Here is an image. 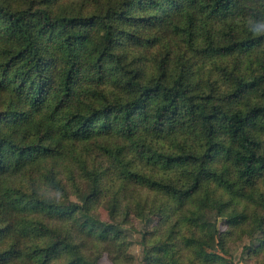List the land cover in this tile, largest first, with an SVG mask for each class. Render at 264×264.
Instances as JSON below:
<instances>
[{"label":"trees","instance_id":"trees-1","mask_svg":"<svg viewBox=\"0 0 264 264\" xmlns=\"http://www.w3.org/2000/svg\"><path fill=\"white\" fill-rule=\"evenodd\" d=\"M134 220L147 264L264 235V0H0V264H118Z\"/></svg>","mask_w":264,"mask_h":264},{"label":"rangeland","instance_id":"rangeland-1","mask_svg":"<svg viewBox=\"0 0 264 264\" xmlns=\"http://www.w3.org/2000/svg\"><path fill=\"white\" fill-rule=\"evenodd\" d=\"M75 201V200H74ZM73 201V202H74ZM96 215L105 222L110 221L109 214L106 210H100ZM209 219L212 222H217L218 228L221 232H225L227 225L225 220L218 218L215 213H210ZM158 219H154L152 225L157 224ZM152 225H146L138 220H134L135 229H125V235L129 240L130 247L126 254V261L118 264H147L145 261V251L142 244V234L144 230L152 228ZM263 232H257L253 236L245 234L243 236H236L233 240H227V252L233 258V264H262L264 262V252H260L261 240ZM92 258L98 264H114L108 254L92 255Z\"/></svg>","mask_w":264,"mask_h":264}]
</instances>
